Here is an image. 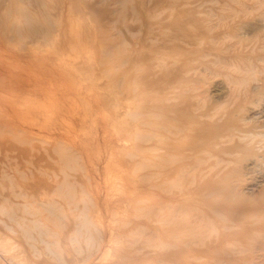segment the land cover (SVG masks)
<instances>
[{
    "label": "rangeland",
    "instance_id": "rangeland-1",
    "mask_svg": "<svg viewBox=\"0 0 264 264\" xmlns=\"http://www.w3.org/2000/svg\"><path fill=\"white\" fill-rule=\"evenodd\" d=\"M125 90L160 124L133 136L170 135L183 110L179 125L227 137L183 131L211 149L179 176L176 154L135 164L114 146ZM0 210V264H179L220 237L234 263L264 264V0H0Z\"/></svg>",
    "mask_w": 264,
    "mask_h": 264
},
{
    "label": "bare ground",
    "instance_id": "bare-ground-1",
    "mask_svg": "<svg viewBox=\"0 0 264 264\" xmlns=\"http://www.w3.org/2000/svg\"><path fill=\"white\" fill-rule=\"evenodd\" d=\"M41 30V29H40ZM35 33V32H34ZM122 41V40H121ZM127 45V44H126ZM118 46V45H117ZM124 46V45H123ZM128 46V45H127ZM115 47H116V45H115ZM121 47H122V45H121ZM125 48V47H124ZM123 48V49H124ZM117 49V48H116ZM118 52H119V50L117 49V56H120L119 54H118ZM120 53V52H119ZM127 56V55H126ZM129 56H131V54H129ZM122 58V57H121ZM125 59V58H124ZM126 59H127V57H126ZM126 61V60H125ZM127 61H129V60H127ZM126 61V62H127ZM125 63V62H124ZM123 64V63H122ZM120 66H122V65H120ZM119 67V66H118ZM204 67V66H203ZM201 68V67H200ZM114 70H116V69H114ZM113 70V71H114ZM140 70V69H139ZM139 70H137V71H139ZM196 70V69H195ZM195 70H193V71H195ZM118 72V71H117ZM130 72V74H131V71H129ZM128 72V73H129ZM114 73V72H113ZM115 73H116V71H115ZM127 74V73H126ZM125 74V75H126ZM130 74H127V75H130ZM115 75H117V74H115ZM114 75V76H115ZM119 75H120V73H119ZM122 75V74H121ZM124 75V74H123ZM134 75V74H133ZM135 76V75H134ZM116 77V76H115ZM136 77V76H135ZM114 81V80H113ZM116 81H117V79H116ZM133 81H135V78H134V80ZM156 81V80H155ZM122 82V81H121ZM135 83V82H134ZM114 84V83H113ZM132 84V83H131ZM117 85H119L118 83H117ZM134 85V84H133ZM135 85H136V83H135ZM122 87H124V86H122ZM136 88H137V86H135ZM133 89H131V91L132 90H135L136 88H134V86L132 87ZM191 88V87H190ZM116 89V88H115ZM188 89H189V87H188ZM187 89V90H188ZM200 89V88H199ZM114 90V89H113ZM129 90V89H128ZM128 90H125V91H127V92H125V93H122V94H124L123 95V97H124V101H122V100H120V99H115V103H114V108H115V114H116V116H115V121H114V123H115V125H116V133H114L115 135H114V137H115V140H114V146H115V148L116 149H119V150H129L130 149V153H128L129 154V156L128 157H132V158H136V160H137V158H138V162L134 159V163L136 164H138L139 163V165H142V166H144L145 165V163H143V162H141V161H143V160H148V158L146 159V157H147V152H146V150H149V152L151 151V150H154V151H156L157 150V152L160 150V154L161 153H163V155H164V153L165 154H171V155H173V154H176V174H177V176H179L181 173H180V171L182 172L183 170H182V168H184L185 166H186V164L188 163V161H191V160H196V159H198L199 158V156L201 155V154H207L208 153V155H209V153H210V147L209 146H207V145H209V144H201L202 146H197V147H195L196 145L194 144V145H192L193 143V141L192 140H190L189 142L187 141L184 145H182V141H184V137L182 136V133H183V131H191V129H194L195 130V132H196V130L198 131L197 133H198V135H201L200 137H203V138H207V139H210V140H216L218 137H227V135H225V136H223L222 134H220V131H222L221 129H220V127H218V128H214L213 130H212V128L211 129H208V128H204V129H197V128H192L191 126L192 125H189V124H186L185 123V125H179L178 123H177V121H178V119H179V117H178V114L179 113H183L182 111H177V112H175L176 113V115H175V113L174 112H172V113H174L173 114V116H171V120H175L176 121V131L174 130H166V129H168L169 127L168 126H164V128H165V130L166 131H169V134L173 137V134H175L176 135V143H173V142H166V143H164V141L166 140V137L167 136H170V135H165V136H162V135H160L159 134V132L157 133V132H154V133H147V131H146V133H136L137 135L136 136H138L136 139H137V141L138 140H140L139 142L141 143V142H148V143H150L151 142V144H150V146H148V147H143L142 145H139L138 144V146H137V144L136 143H134V142H132V140H136L135 139V137L136 136H133V133L134 132H137L139 129H141L140 128V126H137L136 124H132L131 122H133V121H136V120H138L139 122H140V124H142L143 126H146V127H148V129L150 128V127H152V128H154V127H159L160 126V124L158 123V121L157 122H155V121H151L150 119H147V118H144V119H138V117H141L145 112H137V113H131V112H129V108H130V105L129 104H133V102H131V103H127V101H128V99L129 98H132L131 96H130V93H129V91ZM137 90H138V88H137ZM136 90V91H137ZM118 91H121V86H120V88H119V90ZM123 92V91H122ZM135 93V92H134ZM134 93L132 92V94L131 95H134ZM120 94H121V92H120ZM120 94H118V95H120ZM174 94V93H173ZM137 96V94H135V96L134 97H136ZM145 96V95H144ZM147 96V95H146ZM133 97V98H134ZM137 98V97H136ZM146 98V97H145ZM141 99H144V98H141ZM175 99V98H174ZM131 100V99H130ZM134 100V99H133ZM140 99H138L137 101H136V104H137V102L139 101ZM146 100V99H145ZM196 100V99H195ZM174 101V100H173ZM176 101V100H175ZM147 102V101H146ZM148 102H150V101H148ZM158 102V101H157ZM142 104V103H141ZM150 104V103H149ZM143 106L144 105H142L141 106V108H143ZM146 106H148V105H146ZM135 107V106H134ZM125 110L124 111V118H128L129 116V119H131V121H129V119H125V120H123L122 118H120V112H121V110ZM202 109H203V107H202ZM147 110V109H146ZM145 110V111H146ZM151 112H153V111H151ZM185 112V111H184ZM153 114V113H152ZM185 116V115H184ZM188 116V115H187ZM200 116V115H199ZM143 117V116H142ZM169 118L168 116H165V118ZM201 117V116H200ZM208 117V116H207ZM206 116H205V118H207ZM158 118V117H157ZM182 118V117H181ZM180 121V120H179ZM189 122V121H188ZM187 122V123H188ZM189 123H191V122H189ZM139 124V125H140ZM206 125V124H205ZM207 126H209V125H207ZM216 126H218V125H216ZM216 126H214V127H216ZM222 126V125H221ZM124 127V129L126 130L125 131V133H122V128ZM204 127H206V126H204ZM154 130V129H153ZM194 130H192V131H194ZM142 131V130H141ZM155 131H157V130H155ZM165 132V131H164ZM203 132L205 133V134H203ZM223 132V131H222ZM221 132V133H222ZM168 133V132H167ZM196 133V134H197ZM224 133V132H223ZM186 135V134H185ZM229 135V134H228ZM131 137H133V138H131ZM198 139L200 138V137H198V136H196ZM153 138H155V140H153V141H151ZM195 138V137H194ZM203 138H201V139H203ZM244 138V137H243ZM171 139H173V138H171L170 137V140ZM232 139V138H231ZM174 140V139H173ZM175 141V140H174ZM186 141V140H185ZM232 141V140H231ZM207 142H209V140L207 141ZM204 143V142H203ZM146 144V143H145ZM194 146V147H193ZM212 146V145H211ZM215 146V145H214ZM217 146V145H216ZM223 151H225V149H222ZM221 150V151H222ZM227 150V149H226ZM227 151H230V149L229 150H227ZM227 151H225V152H227ZM152 152V151H151ZM150 152V153H151ZM224 152V153H225ZM159 154V155H160ZM223 154V153H222ZM126 155V154H125ZM149 155V154H148ZM169 156V157H173V156ZM66 156V155H65ZM111 157V156H110ZM119 159H120V156L118 157ZM162 158V157H161ZM211 158V157H210ZM170 159V158H169ZM169 159H168V161H169ZM217 159V158H216ZM202 160V159H201ZM132 161H133V159H132ZM217 161V160H216ZM118 162V161H117ZM171 162V161H170ZM147 163V162H146ZM204 163V162H203ZM149 164H151L150 165V167H152V166H154V164L153 163H149ZM153 164V165H152ZM165 164V163H164ZM199 164V163H198ZM217 165V164H216ZM146 166V165H145ZM144 166V167H145ZM156 166H157V164H156ZM160 166H163L162 164L160 165ZM159 166V167H160ZM193 166H195V165H193ZM192 166V167H193ZM140 167V166H139ZM147 167L149 168V166L147 165ZM155 167V166H154ZM164 167V166H163ZM166 167V166H165ZM169 167H171V166H169ZM196 167V166H195ZM216 167V166H215ZM142 168V167H141ZM140 168V169H141ZM168 168V167H167ZM169 169H171V168H169ZM191 169V168H190ZM193 169V168H192ZM191 169V170H192ZM139 170V169H138ZM164 170V169H163ZM172 170V169H171ZM188 172H189V170H187ZM184 172H185V170H184ZM188 172H186V173H188ZM190 173V172H189ZM189 173H188V175H189ZM193 173H194V171H193ZM192 173V174H193ZM190 176V175H189ZM216 176V175H215ZM186 179H187V177H185ZM184 178V179H185ZM192 178V177H191ZM205 178V177H204ZM181 181H182V179H180ZM12 181V180H11ZM181 181H178L179 182V184L181 183ZM178 182L176 183V185L178 184ZM183 182V181H182ZM184 183V182H183ZM191 183V182H190ZM194 183V182H193ZM182 184V183H181ZM193 185V184H192ZM10 186H11V184H10ZM58 186V185H57ZM181 186L182 185H179V187H180V191H179V189H178V191L179 192H181ZM184 186V185H183ZM16 187V186H15ZM176 187H178V186H176ZM13 188V187H12ZM188 188V187H187ZM60 189V188H59ZM177 189V188H176ZM12 191H14V190H12ZM20 192V191H19ZM211 192V191H210ZM195 193H197V192H194L193 190H190V191H188V192H186V194L184 195V196H182V197H178V198H176V207H178L179 209H178V212H179V210H180V208L184 205V200H185V198H188V199H190V198H193L192 196H193V194H195ZM213 193V192H212ZM17 194V196H18V193H16ZM15 194V195H16ZM180 194V193H179ZM178 194V195H179ZM20 195V194H19ZM25 195V194H24ZM23 195V196H24ZM183 195V194H182ZM186 195H187V197H186ZM210 195V194H209ZM22 196V195H21ZM67 201V200H66ZM16 205V204H15ZM23 205V204H22ZM18 206V205H17ZM181 206V207H180ZM24 208V207H23ZM47 208V207H46ZM189 208V207H188ZM12 209V208H11ZM10 208H9V210H11ZM26 209V208H25ZM36 209H38V208H36ZM45 209V208H44ZM195 209H197V208H195ZM24 210V209H23ZM177 210V209H176ZM184 210V209H183ZM182 210V211H183ZM210 211H211V209H209ZM1 211V210H0ZM28 211V210H27ZM182 211H181V213H182ZM185 211V210H184ZM190 211H192V210H190ZM12 212V211H11ZM52 212V211H51ZM177 212V211H176ZM177 212V213H178ZM195 212V211H194ZM212 212V211H211ZM2 213V212H1ZM4 213H5V211H4ZM8 213V212H7ZM13 213V212H12ZM28 213V212H27ZM184 213V212H183ZM182 213V214H183ZM188 213V212H187ZM215 213V212H214ZM181 214V215H182ZM196 215H195V219H197L198 217H197V215L198 216H200V214L201 215H203L204 214V211L203 210H197L196 211V213H195ZM216 214V213H215ZM13 215V214H12ZM15 215V214H14ZM16 216V215H15ZM222 216V215H221ZM192 217V216H191ZM39 218V217H38ZM182 218V217H181ZM12 219V218H11ZM44 219V218H43ZM182 219H185V216H184V218H182ZM177 221H179V220H177ZM180 221H181V219H180ZM185 221H187L186 223L185 222H183L184 223V225H182V226H185V228L187 229V230H190V232H192L193 233V235H195L194 234V231L196 232L197 231V229L198 228H200V227H194V226H197V225H195L194 223H192V221L190 222L189 220H186L185 219ZM189 221V222H188ZM194 222H195V220H193ZM200 221V220H199ZM202 222V221H201ZM227 222H229V221H227ZM198 223V222H197ZM203 223H205V222H203ZM182 224V223H181ZM207 224V223H206ZM200 225V224H199ZM203 225V224H202ZM202 225H201V227H202ZM205 225V224H204ZM211 226V225H210ZM209 226V227H210ZM40 228H41V226H40ZM203 228H205L204 226H203ZM207 228V227H206ZM225 228H226V226H225ZM185 229V230H186ZM201 229V228H200ZM200 229L198 230V231H200ZM227 229V228H226ZM26 230V229H25ZM203 229H201V231H202ZM32 231V230H31ZM203 232H206V230H204ZM24 234H25V232H23ZM27 233H29V232H27ZM200 234V235H199ZM240 234V233H239ZM30 235V234H29ZM198 235L199 236H201L202 235V233H199L198 232ZM205 235V234H204ZM203 235V236H204ZM241 235V234H240ZM199 236H194V237H196V238H194L193 236H192V240H197L198 241V238L197 237H199ZM242 236V235H241ZM240 237V236H239ZM229 238V237H228ZM191 239L189 240V241H191ZM225 240H226V237H220L219 238V240L217 241V243H214V244H211V243H209V244H207V245H204L205 243H204V241H199V243L201 244L200 245V247H202V245H204L205 247H204V249H198V247L197 248H192V249H189V250H183V249H180V251L178 252L177 251V253H176V257H179L180 259L178 260L177 259V261H179V264H196V262H198V261H200V260H198L197 261V259H202V258H197V256H199V255H203L204 253H207V257H208V260L210 261V264H236V263H234V261L236 260L235 258L233 259V254H231L230 256H232V257H226V255H228L229 253H227L226 251V253L227 254H225V253H222V252H220L219 250H220V248H221V244L223 243V242H225ZM228 240V239H227ZM247 240V239H246ZM43 242V241H42ZM186 242H188V241H186ZM202 242V243H201ZM178 243V242H177ZM190 244H192L193 243V245L195 246L196 245V243L194 244V242L192 241V242H189ZM198 243V244H199ZM46 244V243H45ZM184 244V243H183ZM190 244H185V246L186 245H188V247H186V248H189V247H193V246H190ZM197 244V245H198ZM156 245V244H155ZM196 245V246H197ZM195 246V247H196ZM199 246V245H198ZM234 246V245H233ZM178 247V246H177ZM181 247V246H180ZM225 248V247H224ZM223 249V248H222ZM237 249V248H236ZM35 250H36V248H35ZM225 250V249H224ZM223 250V251H224ZM235 250V249H234ZM222 251V250H221ZM234 252H236V251H234ZM233 253V252H232ZM54 254V253H53ZM235 254V253H234ZM234 257H236V256H234ZM57 258V257H56ZM89 258V257H88ZM87 258H85V260H86ZM189 259H191V260H189ZM240 259H241V257H240ZM192 260L194 261V262H192ZM196 260V261H195ZM206 260V259H205ZM134 261V260H133ZM208 261V262H209ZM132 262V261H131ZM201 263L203 262L204 264H206L203 260L202 261H200ZM252 262V261H251ZM114 264H130V260H125L123 257H120L119 258V260L118 261H116ZM209 264V263H208ZM250 264V263H249Z\"/></svg>",
    "mask_w": 264,
    "mask_h": 264
}]
</instances>
